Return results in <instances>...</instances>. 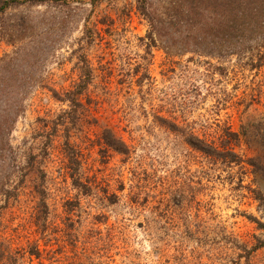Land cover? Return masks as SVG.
Wrapping results in <instances>:
<instances>
[{
	"label": "rangeland",
	"instance_id": "obj_1",
	"mask_svg": "<svg viewBox=\"0 0 264 264\" xmlns=\"http://www.w3.org/2000/svg\"><path fill=\"white\" fill-rule=\"evenodd\" d=\"M141 5L53 0L0 15V87L15 77L8 83L26 88L10 143L28 175L2 209L0 195V241L17 264H264V38L221 56L184 52L170 36L148 48ZM80 59L93 78L74 106L54 92L76 89ZM105 129L127 154L101 152ZM66 143L88 193L73 185ZM36 186L49 207L44 231ZM32 247L39 258L24 257Z\"/></svg>",
	"mask_w": 264,
	"mask_h": 264
},
{
	"label": "trees",
	"instance_id": "obj_2",
	"mask_svg": "<svg viewBox=\"0 0 264 264\" xmlns=\"http://www.w3.org/2000/svg\"><path fill=\"white\" fill-rule=\"evenodd\" d=\"M47 1L53 0H0V15H3L8 8L15 5H23L25 3L39 4ZM139 10L149 25L147 33L148 48L156 45V42L161 40V38L170 36L172 42L173 39H177L182 44L184 52L191 51L221 56L222 53H239L247 43L259 37L264 38V0H165V2L163 0L161 8L155 7L152 0H142ZM28 28L31 27L27 23V19H22L18 23L17 31L21 30L22 35H25L26 33L24 32ZM1 34L3 35V31ZM8 36L9 41L15 43L13 39L15 35L8 33ZM17 51L3 59V62L9 61L13 63L17 61L20 58ZM80 62L82 63L80 66L82 75L80 82L75 85L76 89L65 93V98L54 92V96L59 101L65 102L69 100L74 106L81 105V95L93 78L88 61L80 59ZM31 80L29 83L32 82ZM16 81L18 80L15 77L4 78L0 87L1 95L9 88L13 89L10 96L5 97L6 99L3 101L2 97H0V195L3 196L1 209L8 206L10 200L18 198L19 188L24 184L28 175V170L25 166H16L12 155L13 148L10 143V136L15 123L19 115L24 112L26 99L24 93L26 88L17 87V90H15L16 88L8 83ZM40 83L41 81L37 85ZM102 139L104 141L101 152L105 153L108 149H112L119 153H128L126 144L118 139L112 130L105 129L102 133ZM188 141L193 147L208 156L215 157L221 154L214 145L208 144L197 136L190 135ZM66 146L70 150L67 155L73 185L80 188L84 193H88L90 191L89 185L81 181L78 176L77 154H75L76 152H74L72 145L66 143ZM229 152L232 153V151ZM31 159H34V157H31ZM6 167L7 170L4 172ZM36 172L41 179L44 178L45 173L42 169H37ZM19 173L20 178L13 184L10 178L17 176ZM36 190L39 196L36 225L44 231L49 207L45 198V190L39 186H36ZM26 253L30 257L35 256L36 258L41 255L38 247H32L29 251H24V257ZM12 256H6V251H4L3 244L0 241V261L6 258L9 262L4 264H17V260Z\"/></svg>",
	"mask_w": 264,
	"mask_h": 264
}]
</instances>
